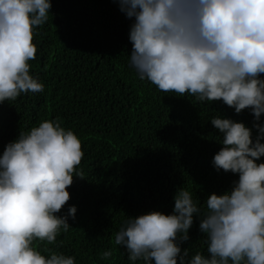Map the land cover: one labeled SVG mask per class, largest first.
Masks as SVG:
<instances>
[{"label": "clouds", "instance_id": "obj_1", "mask_svg": "<svg viewBox=\"0 0 264 264\" xmlns=\"http://www.w3.org/2000/svg\"><path fill=\"white\" fill-rule=\"evenodd\" d=\"M131 19L128 63L137 77L164 92L188 93L198 102L221 101L247 109L251 126L220 114L209 118L221 145L214 170L235 179L202 201L183 186L167 214L127 216L112 242L130 264H264V0H117ZM50 0H0V103L43 91L30 74L33 29L49 15ZM255 129V134H253ZM83 156L80 140L57 119H45L0 152V264H75L71 255L33 245L51 244L75 219L66 190ZM59 213V214H57ZM206 253L189 257L193 216ZM113 249L99 253L104 260Z\"/></svg>", "mask_w": 264, "mask_h": 264}, {"label": "trees", "instance_id": "obj_2", "mask_svg": "<svg viewBox=\"0 0 264 264\" xmlns=\"http://www.w3.org/2000/svg\"><path fill=\"white\" fill-rule=\"evenodd\" d=\"M50 5L46 21L33 29L36 53L29 61L43 91L0 103V152L18 132L45 119L71 129L83 152L75 166L81 177L73 176L60 212L75 205V219L51 244L34 239L33 245L44 255V249L71 255L75 264H130L112 242L127 216L167 214L180 186L201 207L209 193L227 189L236 177L212 167L221 145L209 118L218 113L250 127L252 114L141 81L128 63L131 19L117 0H50ZM188 234L182 247L189 248V257L196 251L207 255L195 215ZM106 249H113L112 256L101 260Z\"/></svg>", "mask_w": 264, "mask_h": 264}]
</instances>
